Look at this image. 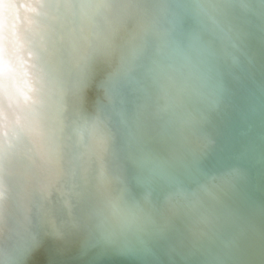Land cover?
Returning <instances> with one entry per match:
<instances>
[{"label":"clouds","instance_id":"obj_1","mask_svg":"<svg viewBox=\"0 0 264 264\" xmlns=\"http://www.w3.org/2000/svg\"><path fill=\"white\" fill-rule=\"evenodd\" d=\"M34 7L43 11L44 5ZM199 7L217 27L235 29L230 5L222 0ZM149 26L158 37L168 34L163 19L145 11L130 26L122 24L118 39L106 48L84 47L69 67L54 70L33 51L24 30L12 29L0 16V264H21L28 258L36 238L33 228L48 234L51 226L54 239L63 242L116 246L111 226L117 211L123 229L144 236L179 221L189 243L207 237L213 225L205 197L212 193L198 161L212 143L205 128L224 103L223 78L233 65L216 69L219 81L208 95L186 97L178 75L156 59L159 50L149 39ZM131 49L142 52L138 67L143 94L131 102V109H117L107 85ZM98 61L107 68L98 85L102 96L87 111L83 87L94 77ZM145 171H158L166 182L158 190L137 194L134 184L139 186ZM53 197L70 198L76 213L70 223L56 227L49 207ZM14 200L29 213L33 205L38 208L35 224L28 215L19 228L9 224ZM97 221L108 227L100 231ZM248 234L235 259L247 264L245 249L255 245L264 264V230L249 225Z\"/></svg>","mask_w":264,"mask_h":264},{"label":"bare ground","instance_id":"obj_2","mask_svg":"<svg viewBox=\"0 0 264 264\" xmlns=\"http://www.w3.org/2000/svg\"><path fill=\"white\" fill-rule=\"evenodd\" d=\"M39 2L43 11L34 7ZM217 0H4L0 3V16L9 22L12 29L24 30L29 36L33 51L49 62L54 69L70 66L75 54L84 47L104 49L118 39L122 24L131 25L140 20L145 11L163 19L167 35L156 36L149 26V39L158 48L156 59L162 61L179 78L182 95L199 100L216 88L219 77L216 69L226 64L233 65L230 74H225L224 103L212 114L211 123L205 128L212 141L198 161L211 189L206 202L211 209L212 228L207 237L195 244L185 239L184 225L179 221L175 227L163 225L144 236L123 229L120 213L111 226L117 238L116 246H89L82 240L72 243L54 239L50 226L45 231L33 228L36 236L32 251L21 264H89L96 257H122L126 254L160 255L164 264H238L235 256L248 243L249 225L264 230V205L248 198L252 188L251 169L261 168L264 161V0H222L230 5L235 17V29L213 24L200 9L201 4ZM209 13L211 10H208ZM162 14V15H161ZM19 26V27H17ZM240 33L239 38L236 32ZM234 45L243 50V55ZM33 52H29L31 56ZM140 49L128 51L120 72L107 85L115 97L116 108L127 106L143 94L144 80L138 67ZM94 77L83 87V106L92 111L102 96L98 85L107 71L97 62ZM257 84L253 91V86ZM253 94V95H252ZM246 95V96H245ZM202 106V105H201ZM238 126V139L233 132ZM233 127V129H232ZM235 131V129H234ZM259 155L251 154L252 143ZM241 148L242 164L236 166L233 159ZM215 160V161H213ZM216 161L218 166H216ZM214 165V168L212 167ZM210 166V172L205 170ZM216 166V167H215ZM158 171H145L138 177L139 186L134 191L158 190L166 182ZM39 201V197H35ZM52 215L56 227L70 223L74 210L70 198L53 197ZM28 215L33 224L37 222L38 208L33 205L27 212L18 200H14L8 214L10 225L19 228ZM99 230L105 227L96 222ZM203 226V225H202ZM247 264H260V254L255 245L245 249ZM145 254V255H146ZM145 262V258L143 259ZM116 264V263H111Z\"/></svg>","mask_w":264,"mask_h":264},{"label":"water","instance_id":"obj_3","mask_svg":"<svg viewBox=\"0 0 264 264\" xmlns=\"http://www.w3.org/2000/svg\"><path fill=\"white\" fill-rule=\"evenodd\" d=\"M257 84H255L253 86V91L256 88ZM253 95V94H252ZM246 96V95H245ZM233 129V127H232ZM235 129V131H234ZM234 129L233 132L236 133L235 135L237 136L238 139H241V135H237V131H238V126L234 125ZM249 138V137H248ZM250 139V138H249ZM250 143H252V145H250L251 147V154H255V155H259L257 153V149L255 144L253 143V141L250 139L249 140ZM241 148H238L237 151L234 154L233 159L237 161L236 166H241L242 164V154H241ZM264 154V153H262ZM215 161V160H213ZM261 164L264 162L263 160H260ZM216 166H218V162L216 161ZM215 166V167H216ZM214 168V165L212 166ZM205 170L207 171V174L204 175H208V172H210V166L206 167ZM260 171L258 170H254L251 169V176H252V188L254 189V191H248V198L253 200L256 199V203L261 205H264V163L263 165H261V168H259ZM220 170H215V171H211L209 174V176L212 175V173L214 172H218ZM203 181L205 179H202ZM162 253V249H160V255L158 253V257L157 255L154 254H146L145 252L141 251V254L135 255V254H126L121 258L120 255L118 256H112V257H105L104 256H98L96 257L91 263L89 264H111V263H116V264H164L163 259L160 258ZM146 254V255H145ZM145 258V262L144 259Z\"/></svg>","mask_w":264,"mask_h":264}]
</instances>
